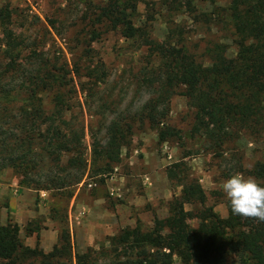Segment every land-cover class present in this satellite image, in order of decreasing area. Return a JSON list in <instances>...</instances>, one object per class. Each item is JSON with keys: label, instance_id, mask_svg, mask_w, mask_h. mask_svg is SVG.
<instances>
[{"label": "rangeland", "instance_id": "obj_1", "mask_svg": "<svg viewBox=\"0 0 264 264\" xmlns=\"http://www.w3.org/2000/svg\"><path fill=\"white\" fill-rule=\"evenodd\" d=\"M132 1L136 5L135 11L130 10L132 22L149 39L182 48L204 66L211 65L214 46L226 47L227 56L235 57L238 46L226 10L229 0ZM107 3L0 0V6L12 11L8 28L23 42L18 61L21 68L34 74L40 63L48 68L50 84L37 92L35 104L50 116L56 99L63 101L66 125L62 130L69 137L78 134L86 161L79 183L63 189H42L55 184L54 178L72 174L68 169L60 170L72 154L63 153L57 167L41 140L30 144L5 140L11 134L25 133L20 114L28 108L34 86L23 70L3 73L2 84L15 91L10 102L0 103V113L5 115L0 136L4 141L0 147V224H17L21 243L45 254L68 236L73 254L90 249L97 264L106 261L102 249L114 246L113 238L123 230L147 232L155 218L169 215L171 201L180 195V180H196L206 196L204 207L225 218L228 200L223 183L238 174L235 170L239 164L249 172L248 164L264 163V130L255 135L239 132L221 148L193 135L195 109L188 104L182 86L171 90L162 120L165 127L178 131L179 137L159 142L157 129L146 118L140 119L141 108L161 93L164 75L159 59L138 41L125 39L120 27H112L104 15ZM2 38L0 28V68L7 62ZM99 68L105 76L96 79L92 72ZM121 117L134 120L132 133L121 148L120 161L106 172L98 149L105 144L110 122ZM45 128L43 124L42 130ZM24 153L32 159L16 161L15 167L9 165L11 158L16 160ZM169 172L176 177L169 179ZM204 207L197 203L185 206L192 228L198 226L197 215ZM174 261L179 264L176 257ZM26 264H40V260L30 259ZM228 264L241 263L233 256Z\"/></svg>", "mask_w": 264, "mask_h": 264}, {"label": "trees", "instance_id": "obj_2", "mask_svg": "<svg viewBox=\"0 0 264 264\" xmlns=\"http://www.w3.org/2000/svg\"><path fill=\"white\" fill-rule=\"evenodd\" d=\"M132 2L108 0L104 15L112 27L121 28L125 39L138 41L159 59L158 67L164 75L161 93L146 103L140 113L141 120L146 118L149 125L157 129L159 142L179 135L178 131L165 127L162 122L167 114L169 94L175 86L186 89L188 104L195 109L192 134L205 138L212 147L221 148L239 132L255 135L264 130V0H229L226 10L238 50L235 57L229 58L226 47L214 46L210 66L194 61L182 48L149 39L145 31L132 22L130 10H136ZM11 17L12 11L6 5L0 6L3 56L7 59L0 68V103L10 102L15 91L2 84L4 74H14L24 69L18 62L23 42L8 28ZM23 71L27 72L25 76L29 75L27 79L34 86L28 97L30 104L20 114L26 131L21 135L11 134L5 140L26 144L41 140L57 167H60L63 153L72 154L67 165L60 169L61 172L68 169L72 174L58 176L54 178L55 184L42 189L55 186L63 189L77 184L84 174L86 161L78 134L74 132L69 137L62 130L66 125L62 119L63 101L56 99L50 116H46L35 104L38 101L37 92L45 90L50 84V77L46 74L48 68L40 63L35 74L28 69ZM92 75L100 79L105 72L99 68ZM3 116L0 113V136L3 135ZM43 124L46 125L44 130ZM133 125L134 120L130 117L114 119L108 125L105 144L98 149V158L106 165L104 171H112V165L120 161L121 148L128 144ZM2 142L0 138V147ZM14 159L11 158L9 165L15 167L16 161L24 163L32 158L24 153ZM175 167L179 168L178 165ZM235 171L249 173L264 183L263 162H257L249 172L239 164ZM174 177L173 172L168 173L169 179ZM179 182L180 195L171 201L169 215L164 219L155 218L153 228L147 232H141L138 228L123 230L113 238L114 246L109 250L102 249L106 261L100 264H175L174 257L179 264H228V259L233 256L238 257L241 264H264V223L233 214L229 202L228 214L221 218L211 208L204 207L206 196L196 180ZM196 203L204 208L197 215L198 226L192 228L187 222L189 212L185 206ZM60 241V246L55 245L52 251L45 254L37 247L32 249L21 243L17 224H0V264H26L30 259L40 260V264H54V261L55 264H72L73 259L75 264H97L92 250L73 254L68 236H63ZM102 251L100 255L104 253Z\"/></svg>", "mask_w": 264, "mask_h": 264}, {"label": "clouds", "instance_id": "obj_3", "mask_svg": "<svg viewBox=\"0 0 264 264\" xmlns=\"http://www.w3.org/2000/svg\"><path fill=\"white\" fill-rule=\"evenodd\" d=\"M251 170L254 165L246 166ZM233 214L264 223V183L254 176L235 174L228 178L222 185Z\"/></svg>", "mask_w": 264, "mask_h": 264}]
</instances>
